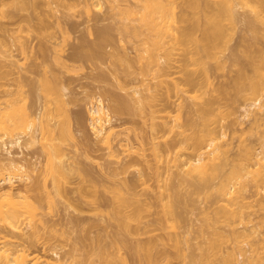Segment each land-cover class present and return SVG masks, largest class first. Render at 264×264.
<instances>
[{"label":"rangeland","instance_id":"obj_1","mask_svg":"<svg viewBox=\"0 0 264 264\" xmlns=\"http://www.w3.org/2000/svg\"><path fill=\"white\" fill-rule=\"evenodd\" d=\"M15 1L0 4V120L15 117L17 127L11 123L8 135L16 137L24 117L32 116L39 135L23 149L9 146V153L1 147L0 159L14 157L28 168L41 164L31 168L27 182L9 184L28 196L31 215L16 232L0 222V236L10 234L12 242L62 264H264V111L247 114L264 95V0H166L183 41L172 43L170 57L159 52L165 62L157 55L152 64L144 53L149 32L141 26L144 35L134 36L133 26L141 23L126 9L139 8L138 0H25L23 8ZM219 17L216 37L210 22ZM253 81H261L258 92L250 88ZM99 99L112 117L115 134L108 143L90 124V103ZM208 126L218 130L223 145L220 174L207 179L183 171L179 159L195 154L194 139ZM48 154L67 163L61 175L47 171ZM255 170L263 177L259 183ZM233 171L251 172L238 178L236 206L228 205L234 214L219 190ZM7 184L0 189H10ZM118 191L129 203L121 206L119 199L122 208L115 211Z\"/></svg>","mask_w":264,"mask_h":264},{"label":"bare ground","instance_id":"obj_2","mask_svg":"<svg viewBox=\"0 0 264 264\" xmlns=\"http://www.w3.org/2000/svg\"><path fill=\"white\" fill-rule=\"evenodd\" d=\"M4 1H7V0H0V4H4ZM36 0H34V2H35ZM118 1H120L121 2V0H118ZM125 2H126V0H124ZM129 1H131V0H129ZM129 1H128V4H129ZM139 2H140V4H139V2H137L139 5H141L139 8L137 7H131V6H133V4L132 5H130L129 4V8L126 6V4H122L121 6H126V9H129V13L131 14V16L132 15H134V17H135V15L137 16V18H138V20L140 21V25L137 27L136 25H134L133 26V31L135 32V34L136 35H134L133 33H132V35H134V36H137L140 32L139 31H141L142 29L144 30V29H146L148 32H149V34L148 35H146L145 34V36L148 38V36H149V38L148 39H150L151 40V44H150V42H149V44H150V46H148L147 44V48H145V49H147V50H145L146 52H144V53H149V55H148V59L150 60V62H151V64H152V62L153 61H156V59H157V55H160L159 54V52L161 51V52H163L162 50H164V52L165 53H162V54H164L165 56H168V57H170V56H172V55H170V54H172L171 52H170V50L172 49V48H174V46L176 47V45L179 43V44H181V42L183 41V39H182V36L180 35V33L178 32V29H180V28H178L177 29V27L174 25V24H176V21L178 22V20H176L177 19V17L178 16H176L177 15V13L175 12V10H174V8L171 6V4L169 5V3H167V1L166 0H152V1H148V0H138ZM169 1V0H168ZM189 1V0H188ZM191 1V0H190ZM222 1V0H221ZM226 1V0H225ZM224 1V2H225ZM231 1V0H230ZM229 1V2H230ZM241 1V0H240ZM17 4H16V1H15V5H17V6H19L20 8H23L25 5H26V1L25 0H17ZM92 2V1H91ZM98 2L99 1H97L96 2V4L98 5ZM113 2H115L114 0H113ZM124 2V3H125ZM133 2V1H132ZM136 2V1H135ZM90 3V2H89ZM92 3H94V2H92ZM101 3V2H100ZM111 3H112V0H111ZM171 3V2H170ZM190 2H188L187 4H189ZM191 3H192V1H191ZM196 3V2H195ZM227 3V2H226ZM116 4V3H115ZM127 4V5H128ZM230 4V3H229ZM101 5V4H100ZM119 5H120V3H119ZM119 5H116V6H119ZM136 4H134V6H135ZM139 5H136V6H139ZM173 5H174V7L176 6L174 3H173ZM192 5V4H191ZM198 5V4H197ZM102 6V5H101ZM189 6V5H188ZM206 6V5H205ZM209 6V5H208ZM94 7V6H93ZM98 7V6H97ZM191 7V6H190ZM194 7V6H193ZM192 7V8H193ZM197 7V6H196ZM201 7V6H200ZM199 7V8H200ZM116 8V7H115ZM120 8V7H119ZM118 8V9H119ZM177 8V7H176ZM214 8V7H213ZM230 7H228V9H229ZM91 9V8H90ZM113 9H114V7H113ZM117 9V10H118ZM124 10H125V12H126V9L125 8H123ZM208 9V8H207ZM206 9V11H209V9L207 10ZM211 9V8H210ZM121 10V9H120ZM124 10H122L123 12H122V14L124 13L125 14V12H124ZM230 10H231V8H230ZM234 10V9H233ZM119 11V10H118ZM177 11V10H176ZM199 11V10H198ZM202 11V10H201ZM213 11V10H212ZM227 11H229V10H227ZM127 12H128V10H127ZM200 12V11H199ZM214 13L216 12V11H213ZM230 12V11H229ZM228 12V13H229ZM120 13V12H119ZM204 13H205V11H204ZM203 13V14H204ZM207 13V12H206ZM227 13V12H226ZM232 13L234 14V12L232 11ZM232 13L231 14H229L230 16V18L232 19ZM121 14V13H120ZM182 14V16H183V14L184 13H181ZM209 14V13H208ZM211 14H212V12H211ZM126 15V14H125ZM206 14H204L203 16H205ZM215 15V14H214ZM128 16H129V14H128ZM207 17H208V15H206ZM211 16V15H210ZM216 16H218L217 14H216ZM125 17V16H124ZM123 17V18H124ZM215 17V16H214ZM213 17V18H214ZM128 18V17H127ZM131 18V17H130ZM133 18V17H132ZM132 18L130 19V21H132ZM182 18V17H181ZM187 18V17H186ZM204 18V17H203ZM211 18V17H210ZM212 18V19H213ZM234 18V17H233ZM125 19V18H124ZM123 19V20H124ZM134 19H136V18H134ZM133 19V20H134ZM179 19V18H178ZM183 19H185V17L183 18ZM187 20V19H186ZM211 20V19H210ZM209 20V21H210ZM233 20V19H232ZM126 21V20H125ZM128 21H129V19L127 20V22L126 23H128ZM184 21V20H183ZM207 21V20H206ZM213 20H211V22H210V26H211V28L213 29V26H214V30H213V32H215L214 34H215V36H216V34H218L217 32H216V30H217V28L219 27H215V25L217 26V24H220V17L219 18H215L214 19V21L212 22ZM133 22V21H132ZM136 22H138V21H136ZM204 22V21H203ZM208 22V21H207ZM131 23V22H130ZM130 23H128L129 25H133V24H130ZM180 23V22H179ZM211 23H213V25H211ZM128 24H125V26L127 25L128 27H129V25ZM137 24V23H136ZM204 24L206 25V23L204 22ZM209 24V23H208ZM123 25H124V23H123ZM177 25V24H176ZM198 25V24H197ZM202 25V24H201ZM204 25V26H205ZM126 26V28H128ZM144 27V28H142V27ZM178 26V25H177ZM124 27V26H123ZM142 28V29H140V28ZM208 27V26H207ZM125 28V29H126ZM130 28V27H129ZM128 28V29H129ZM196 28V27H195ZM124 29V30H125ZM131 29V28H130ZM140 29V30H139ZM203 29V28H202ZM211 29V30H212ZM216 29V30H215ZM127 30V29H126ZM218 30H219V28H218ZM132 31V30H131ZM132 31V32H133ZM145 31V30H144ZM143 31V32H144ZM225 31V30H224ZM146 32V31H145ZM192 32V31H191ZM206 32V31H205ZM221 32V31H220ZM125 33H127V32H125ZM184 33V32H183ZM185 33H187L186 31H185ZM128 34V33H127ZM129 34H131L130 32H129ZM140 34H142V32L140 33ZM191 34V33H190ZM144 34H142V36H143ZM211 35H213V34H211ZM128 36V35H127ZM138 36H140L141 37V35H138ZM137 36V37H138ZM185 36V35H184ZM218 36V35H217ZM216 36V37H217ZM130 37V36H129ZM214 37V36H213ZM139 39V38H138ZM144 39V37L141 39V40H143ZM207 40H209V39H207ZM211 40H213V39H211ZM144 41V40H143ZM172 41V42H171ZM174 41V42H173ZM202 41V40H201ZM210 41V40H209ZM209 41H208V43H209ZM145 42H146V40H145ZM198 42V41H197ZM213 42V41H212ZM212 42H210V43H212ZM148 43V42H147ZM172 43H176V45L175 44H172ZM209 43V44H210ZM143 44V43H142ZM197 44V43H196ZM198 44H200V42H198ZM206 44V43H205ZM144 45L145 44H143V47H144ZM201 45V44H200ZM208 45V44H207ZM210 45H212V44H210ZM198 46V45H197ZM209 46V45H208ZM142 47V48H143ZM180 47V46H179ZM210 47V46H209ZM202 48V47H201ZM175 49V48H174ZM208 49V48H207ZM178 50V49H177ZM208 50H210V49H208ZM174 51H176V50H174ZM192 51V50H191ZM143 52V51H142ZM186 52V51H185ZM126 53V52H125ZM141 53V52H140ZM144 53H143V55H144ZM147 53V54H148ZM146 54V55H147ZM175 54V53H174ZM191 54V53H190ZM164 55H160L161 57L160 58H163L164 57V61L163 62H165V56ZM125 56V55H124ZM142 56V55H141ZM140 56V57H141ZM163 56V57H162ZM264 56V55H263ZM168 57H166V58H168ZM146 58V57H145ZM142 59H144L143 57H142ZM171 59V58H170ZM172 59H175L174 58V56H173V58ZM171 59V60H172ZM264 59V58H263ZM147 60V59H146ZM145 60V61H146ZM144 61V60H143ZM167 61V60H166ZM149 62V63H150ZM159 64H160V62H159V56H158V61H157ZM162 62V63H163ZM146 63H147V61H146ZM154 63V62H153ZM166 63H168V62H166ZM173 63V62H172ZM148 64V63H147ZM157 64V63H156ZM158 64V66H160ZM169 64V63H168ZM171 64V63H170ZM149 65L150 64H148V67H149ZM155 65V64H154ZM153 65V66H154ZM157 66V65H156ZM164 67H165V65H163ZM146 67V66H145ZM155 67V66H154ZM153 67V68H154ZM170 67V66H169ZM150 68V67H149ZM152 68V69H153ZM158 68H160V67H158ZM166 68V67H165ZM146 69V68H145ZM260 69V68H259ZM150 70V69H149ZM256 70H257V67H256ZM161 71H162V69H161ZM164 71V70H163ZM204 71H206V70H204ZM259 72V71H258ZM152 73V72H151ZM155 73V72H154ZM157 73V72H156ZM160 73V72H159ZM146 74H147V71H146ZM169 74V73H168ZM188 74V73H187ZM154 75V74H153ZM161 75V74H160ZM163 75V74H162ZM164 75H165V73H164ZM207 75V74H206ZM189 76V75H188ZM193 76V75H192ZM164 77V76H163ZM188 77H186V79H187ZM195 78V77H194ZM170 79H171V77H170ZM190 79H191V77H190ZM144 80V79H143ZM163 79H161V81H162ZM165 80V79H164ZM163 80V81H164ZM174 80L175 79H173V83H175L174 82ZM145 81V80H144ZM187 81V80H186ZM146 82V81H145ZM169 82V81H168ZM190 82V81H189ZM193 82H195V80L193 81ZM255 84L254 85H250L251 87V89H252V91L253 90H255V91H257L258 89H261V88H259V87H262V86H260V84H261V81L258 83L259 84V87H258V84H257V82L258 81H253ZM196 83V82H195ZM176 84V83H175ZM174 84V85H175ZM178 84V83H177ZM176 84V85H177ZM179 84H180V82H179ZM192 84H194V83H192ZM251 84H253V83H251ZM173 85V86H174ZM176 85H175V87H176ZM196 85V84H195ZM180 86V85H179ZM194 86V85H193ZM178 87V86H177ZM54 88V87H53ZM138 88L139 87H137V88H135V89H137L138 90ZM148 88H150V87H148ZM147 88V89H148ZM258 88V89H257ZM56 89L57 88H55V91H56ZM59 89V88H58ZM144 89V88H143ZM61 90V89H60ZM141 90V89H140ZM149 90H151V89H149ZM139 91V90H138ZM47 92V91H46ZM59 92V91H58ZM137 91L135 90V93H136ZM153 92V91H152ZM258 92V91H257ZM135 93H134V95H135ZM139 94H138V96L139 95H141L142 93H143V95L142 96H140L139 97V99H141V100H143V98H144V92H138ZM157 93V92H156ZM137 94V93H136ZM150 95V94H149ZM155 96H156V94H154ZM137 97V96H136ZM135 97V98H136ZM150 97H153V98H156V97H154V96H150ZM263 97H264V95L262 96V97H259V98H256V100L251 104V107L252 106H255L256 108L254 109V110H252V111H250V110H248L247 109V114H249V112L250 113H253L254 114V116H256L257 114L259 115V113L263 110L264 111V101L262 100L263 99ZM146 98V97H145ZM139 99L137 100L136 99V101L137 102H140L139 101ZM150 99H152V98H150ZM102 100V99H101ZM100 99L98 100V101H96V102H93V103H90V108H89V114H90V124H91V126H92V128H93V130H94V132L96 133V135H97V137H104V138H106V143H108L107 142V139L109 140L110 139V141H111V136L113 135V133H114V131H113V126L111 125V123H112V119H110V118H112V117H110L109 118V113H108V111L106 110V105H104V103L101 101ZM144 100H146V99H144ZM154 101V100H153ZM141 103V102H140ZM140 103H139V106L140 107H144V105H140ZM143 104H144V101L142 102ZM145 103H146V101H145ZM146 105V104H145ZM152 106V105H151ZM153 106H154V104H153ZM249 106H250V104H249ZM125 107V106H124ZM146 107V106H145ZM142 109H144V108H142ZM250 109V108H249ZM138 111H140L141 110V108H140V110H139V107H138V109H137ZM146 110H147V107H146ZM145 110V111H146ZM148 110H149V108H148ZM152 110H153V108H152ZM152 110H150V111H152ZM142 111V110H141ZM140 111V113H143V112H145L144 110H143V112H141ZM210 111V110H209ZM262 111V112H263ZM150 113H152V112H150ZM154 113H155V111H154ZM39 114H40V112H39ZM39 114H36V118H38V119H40L41 117H40V115ZM153 114V113H152ZM26 115V114H25ZM151 115V114H150ZM156 115V114H155ZM257 115V116H258ZM27 116H28V114H27ZM26 116V117H27ZM108 117V118H107ZM161 117V116H160ZM167 117V116H166ZM8 118V119H7ZM5 120H4V118L2 119L1 118V120H0V149H1V147H5V149L10 153V148H9V146H11V147H14V146H19V147H21L22 149H23V147H29V146H32V144L34 145V143L36 142V140H38L37 138H36V136L37 135H39V134H37L36 135V133H37V126H36V122H35V120H33L34 119V117H33V119H32V116H31V119H25V117H24V124H23V121H22V128H23V131L21 132V134L19 133L16 137H9V135H10V132L11 131H8V130H10L11 128H13V127H11V128H9L10 127V125H11V123H12V126L14 125V128H16L17 126V122H16V120H15V117L12 119V121H14V122H16V124L14 123V122H8V120H11V118L9 119V117H7ZM35 118V119H36ZM151 118V117H150ZM153 118V117H152ZM157 118H159V117H157ZM168 118V117H167ZM259 118V117H258ZM154 119H155V117H154ZM38 121V120H37ZM166 121V120H165ZM160 121H158V123H159ZM167 122V121H166ZM169 122H171V121H169ZM20 123V122H19ZM38 123V122H37ZM154 123V122H153ZM156 123V122H155ZM162 123H163V121H162ZM211 123V122H210ZM163 124H167V123H163ZM173 124V123H172ZM155 125V124H154ZM158 125V124H157ZM162 125V124H161ZM206 125H208V124H206ZM160 126V125H159ZM158 126V127H159ZM170 126V125H169ZM175 126H177L176 125V123H175ZM174 126V127H175ZM151 127H154V126H151ZM156 127V126H155ZM166 127V126H165ZM167 127H168V124H167ZM20 128V127H19ZM22 128H20V130L22 129ZM160 128H162V127H160ZM169 128V127H168ZM206 128L207 127H205V131H203V133L202 134H200V135H198L197 137H196V139H194V141L196 140V143H195V154H192L191 153V155H193L194 157L192 158V156L189 154V156L191 157V158H189L188 157V159H186L187 158V154H185L184 153V155L186 156V158L184 159H182L181 157L182 156H180V159L179 160H182V165L184 166V167H186V168H184L183 166H181V167H183L184 168V170H183V168H181V167H179V166H177L178 168H181L183 171H185V169H187V171H185V172H187L188 174H191V173H196L197 175H199L201 178H207L208 179V177H214V176H216L219 172H218V168H219V164H221L218 160L220 159V157H221V155H222V151H221V148H220V145L222 146L223 144H219L218 142V140H219V138H221V137H219V135L217 134V131H216V128L215 127H213V126H208V128H207V130H206ZM153 129V128H152ZM154 129H156V128H154ZM163 129V128H162ZM170 129H173V127L172 128H170ZM12 130V129H11ZM38 130H39V128H38ZM169 130V129H168ZM167 130V131H168ZM174 130H175V128H174ZM154 131V130H153ZM165 131V130H164ZM166 131V132H167ZM172 131V130H171ZM170 131V132H171ZM1 132H3V133H1ZM184 131H182V133H183ZM12 133V132H11ZM154 133V132H153ZM162 133H163V131H162ZM9 134V135H8ZM115 134V133H114ZM157 134V133H156ZM168 134V133H167ZM181 134V133H180ZM184 134V133H183ZM219 134H221V133H219ZM154 135V134H153ZM225 134H223V136H224ZM161 137H162V135H160ZM8 137H9V139H8ZM38 137V136H37ZM100 137V138H101ZM165 137V136H164ZM163 137V138H164ZM101 138V139H102ZM102 139V140H105V139ZM153 138V137H152ZM151 138V139H152ZM155 138V137H154ZM158 138V137H157ZM160 138V137H159ZM157 139H155V141H156ZM160 142H161V140L160 139H158ZM221 140H222V138H221ZM110 141H109V143H110ZM153 141V140H152ZM157 142V141H156ZM158 144V143H157ZM127 145V144H126ZM155 144H153V146H154ZM193 145V144H192ZM110 146V145H109ZM158 145H156V146H154L153 147V150H154V152H155V147H157ZM46 147V146H45ZM52 147V146H51ZM160 147V146H159ZM48 147H46V148H43V149H47ZM51 149V148H50ZM158 149V148H157ZM156 149V150H157ZM160 149V148H159ZM48 150V149H47ZM52 150V149H51ZM50 150V151H51ZM193 150V149H192ZM50 151H49V153H50ZM161 151V150H160ZM47 152V151H46ZM157 152V153H156ZM155 153V155L157 156V154H158V156H157V158L159 157L160 158V155H162L161 153L159 154L158 153V150L156 151ZM180 151H178L177 153H179ZM53 153V152H52ZM52 153H51V156H52ZM163 153V152H162ZM176 153V154H177ZM49 155V158L47 157V163H48V165H46V167H47V171H49L51 174H56V173H63V169H64V167H66V164L67 163H65V161L62 159L61 161H60V163H58V161L56 162V161H54V160H52V157H54V156H50V154H48ZM47 155V156H48ZM164 155V154H163ZM178 156H179V154H177ZM177 155H175V156H177ZM180 155H183V154H180ZM226 155V154H225ZM1 156V155H0ZM177 156V157H178ZM224 156V155H223ZM222 156V157H223ZM250 156V155H249ZM255 156H258V155H255ZM264 156V155H263ZM184 157V156H183ZM254 157V156H253ZM46 158V157H45ZM55 158V157H54ZM158 158V159H159ZM263 158V157H262ZM2 159V158H1ZM0 159V186L2 185V183H8L7 185H9V184H13L14 182L16 183L17 181H19V182H24V181H28V180H30L31 178H32V174H30V170H32V172H34L35 171V168H36V166H38L37 164L40 162V161H35V162H38V163H32L30 166H29V168L27 167L28 165H26V164H24V162L23 163H21V162H18V160L16 159V158H14V157H11V158H8L7 159V161H5V159L3 160H1ZM175 160H177L178 158H174ZM225 159V158H224ZM40 160V159H39ZM179 160H178V164L180 165V163H179ZM251 160V159H250ZM260 160V159H259ZM45 161V162H46ZM217 161H218V163H217ZM221 161V160H220ZM223 161V160H222ZM260 162V161H259ZM249 163V162H248ZM40 164H41V162H40ZM39 164V165H40ZM256 164H257V162H256ZM260 164V163H259ZM177 165V164H176ZM250 166H251V164H249ZM253 165V164H252ZM221 166V165H220ZM247 167V168H251V167ZM46 167H44L45 169H46ZM127 167V166H126ZM256 167V166H255ZM32 168V169H31ZM221 168V167H220ZM220 168H219V170H220ZM246 168V169H247ZM235 169V168H234ZM237 169V168H236ZM246 169H245V171H246ZM128 170V169H127ZM161 170V169H160ZM180 170V169H179ZM248 170V169H247ZM250 170V169H249ZM257 171L259 170V169H256ZM256 170L254 171L255 173H256ZM30 171V172H29ZM45 171V173H46V170H44ZM162 171V170H161ZM161 171H158V172H160L161 173ZM116 172V171H115ZM157 172V173H158ZM220 172H222V171H220ZM239 172V171H235V175H234V171H233V174H232V177L230 178V179H228L229 181L228 182H223L224 181V179L223 180H220L221 182V187L219 186V190L221 191V197L223 198V201L224 200H226V202H228V203H226V206H225V209L227 208V209H229L228 208V205H233V203H234V199H236L235 198V196H236V194H234L236 191V189H235V186L236 185H238L241 181L238 179V178H246L247 177V175L245 174V173H249V172H245L244 174H243V176H241L242 175V173L241 172H239L240 174H237V173ZM251 172H252V170H251ZM251 172L249 173V174H251ZM260 172V171H259ZM259 172H258V174H257V176H255V178L256 179H260L259 181H258V183L260 182V181H262L263 180V177L260 175V177H262V179L260 178V177H258L259 176ZM126 173V172H125ZM160 173H158V174H160ZM163 173V172H162ZM60 174V175H61ZM220 174V173H219ZM261 174H263V173H261ZM50 175V174H49ZM57 175V174H56ZM179 175H181V173L179 172ZM193 175V174H192ZM223 175H224V173H223ZM244 175H246V176H244ZM157 176V175H156ZM159 176V175H158ZM162 176V175H161ZM217 176H219V175H217ZM264 176V175H263ZM53 177V176H52ZM187 177V176H186ZM191 177V176H190ZM193 177H196V175L195 176H193ZM258 177V178H257ZM163 178H164V176H163ZM197 178V177H196ZM220 178H221V176H220ZM227 178H229V177H227ZM226 178V179H227ZM252 178L254 179V176H252ZM186 179V178H185ZM210 179V178H209ZM218 179V178H217ZM225 179V180H226ZM241 179V180H242ZM162 180V179H161ZM164 180H166V179H164ZM163 180V181H164ZM234 180H236V181H234ZM238 180V181H237ZM245 180V179H244ZM203 181V180H202ZM210 181V180H209ZM227 181V180H226ZM246 181V180H245ZM244 181V182H245ZM257 181V180H256ZM264 181V180H263ZM56 183V182H55ZM242 183H243V181H242ZM254 183H255V180H254ZM264 183V182H263ZM159 184H160V181H159ZM162 184H164L163 182H162ZM162 184H160L161 186H162ZM165 184H167V183H165ZM57 185V184H56ZM239 185H242V184H239ZM256 185L258 186L259 184H257V182H256ZM10 186H12V185H9V188H10ZM13 186H14V184H13ZM260 186V185H259ZM58 187H59V185H58ZM165 187V186H164ZM161 188V187H160ZM163 188V187H162ZM15 189L12 187V188H10V189H5L4 190V188L3 189H0V222L6 227V229L8 228L9 230H6V231H18V229L20 228V230H21V223H22V221L24 222V219L26 220V217H28V215L30 214L31 215V212H30V210H28V208H27V203H26V199H28V196L27 195H24V194H22V193H19V191H14ZM238 191L237 192H239L240 191V189H237ZM162 191V190H161ZM120 191H118V193H119ZM123 192V191H122ZM163 192H164V190H163ZM162 193V192H161ZM120 194H121V197H123V199H125V194H123V193H119V197L117 198V205H116V208H114V210L115 209H120V208H122V207H120V202H121V206H123L124 204H127V203H129V202H125L124 203V201H123V199H121V197H120ZM123 194V195H122ZM233 194L235 195V196H233ZM238 194V193H237ZM161 195V194H160ZM162 195H165V194H162ZM126 197H127V195H126ZM161 197V196H160ZM163 197V196H162ZM119 199H121L120 200V202H118V200ZM129 201H130V199L131 198H127ZM161 199H163V198H161ZM132 200V199H131ZM164 200V199H163ZM162 200V201H163ZM28 201V200H27ZM236 201V200H235ZM237 201H238V195H237ZM30 202V201H29ZM122 202L124 203V204H122ZM130 202H132V201H130ZM172 202V201H171ZM236 203V202H235ZM235 203H234V205H235ZM239 203V202H238ZM171 204V203H170ZM240 204V203H239ZM128 205V204H127ZM238 205V204H237ZM29 206V205H28ZM117 206H119V207H117ZM167 206V205H166ZM165 206V207H166ZM170 206V205H169ZM173 206H174V203H173ZM172 206V207H173ZM236 206V205H235ZM138 207V206H137ZM34 208V207H33ZM168 208V207H167ZM175 208V207H174ZM232 207L230 206V209H231ZM138 209V208H137ZM140 209V208H139ZM166 209V208H165ZM170 209V208H169ZM230 209L228 210V211H230ZM233 209V208H232ZM35 210V209H34ZM33 209L31 210V211H34ZM168 210V209H167ZM171 211H169L168 210V212H171L172 213V210H173V208L172 209H170ZM236 210V209H235ZM28 211L30 212V213H28ZM116 211V210H115ZM120 211H123V210H120ZM175 211V210H174ZM226 211V210H225ZM114 212V211H113ZM230 212H232L233 213V210L232 211H230ZM238 211L236 210V214H238L237 213ZM115 213H119V216L121 215V213L118 211V212H115ZM123 213V212H122ZM234 213H235V211H234ZM233 213V214H234ZM33 214V213H32ZM227 214V213H226ZM35 215V214H34ZM115 215V214H114ZM123 215V214H122ZM129 215V214H128ZM231 215V214H230ZM121 217V216H120ZM130 217V216H129ZM235 217H236V215H235ZM29 219H30V217H28ZM31 218H32V216H31ZM123 218H124V216H123ZM28 219V220H29ZM117 219H118V217H117ZM120 219V218H119ZM129 219V218H128ZM125 221H123V220H121V221H123V224H125L124 225V227L126 226L128 229H129V225L130 224H128L127 222H128V220L126 219V216H125V219H124ZM126 220H127V222H126ZM118 221H120V220H118ZM125 222V223H124ZM131 223V222H130ZM26 224V223H25ZM30 224V223H29ZM2 225V226H3ZM32 225V224H31ZM131 226V225H130ZM29 227H31L30 225H29ZM33 227V226H32ZM25 228V227H24ZM130 229H131V227H130ZM2 229H0V231H1ZM3 231V230H2ZM14 232V233H15ZM6 234V233H5ZM12 234V233H11ZM17 234V233H16ZM10 235V234H9ZM9 235H4V232H3V235H1L0 236V264H62V263H60V262H58V263H56V262H54V261H49V259H46V258H44V254L42 255L41 253H37V252H35V251H33V250H31L30 249V247L28 248L27 246H25L23 243H16V242H12L10 239H11V237L9 238ZM7 236H8V238H7ZM82 237V236H81ZM84 238V237H83ZM176 238V237H175ZM85 239V238H84ZM87 240V239H86ZM90 240V239H89ZM176 240V239H175ZM178 241V240H177ZM82 242V241H81ZM146 247V246H145ZM143 248H144V246H143ZM150 248V247H149ZM148 248V249H149ZM242 248V247H241ZM74 249H76V248H74ZM255 249V248H254ZM146 250H147V248H146ZM150 250V249H149ZM148 251V250H147ZM41 252V251H40ZM148 253H150V252H148ZM148 253H147V255H148ZM258 254V253H257ZM56 255H58V253H56ZM258 256H261V254L260 255H258ZM149 258L150 257H152V256H150V254H149V256H148ZM230 257V256H229ZM249 258H251V257H249ZM254 258V257H253ZM253 258H251V259H253ZM259 258V257H258ZM258 258H257V260H258ZM261 258V257H260ZM153 259V258H152ZM151 258L149 259L150 261L152 260ZM255 259H256V255H255ZM254 259V260H255ZM261 259H263V257L261 258ZM260 259V260H261ZM58 261H59V259H57ZM227 260V259H226ZM230 261H233L234 260V258H233V256L231 255V257H230V259H229ZM254 260H252V261H254ZM251 260H250V262H252ZM116 262V261H115ZM154 262V261H153ZM152 261H151V264L153 263ZM85 263V262H84ZM83 264V263H82ZM113 264V263H112ZM115 264V263H114ZM117 264V263H116ZM154 264V263H153Z\"/></svg>","mask_w":264,"mask_h":264}]
</instances>
